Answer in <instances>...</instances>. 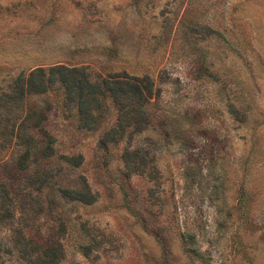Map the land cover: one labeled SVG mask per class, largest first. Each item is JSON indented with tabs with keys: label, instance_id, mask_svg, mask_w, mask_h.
Wrapping results in <instances>:
<instances>
[{
	"label": "rangeland",
	"instance_id": "obj_1",
	"mask_svg": "<svg viewBox=\"0 0 264 264\" xmlns=\"http://www.w3.org/2000/svg\"><path fill=\"white\" fill-rule=\"evenodd\" d=\"M56 64L147 76L148 123L102 149L110 98L87 130L61 89L34 96L56 175L23 189L12 140L2 152L17 202L0 264H31L32 246L60 248L54 264H264V0H0V95ZM126 148L144 162L126 169Z\"/></svg>",
	"mask_w": 264,
	"mask_h": 264
},
{
	"label": "trees",
	"instance_id": "obj_2",
	"mask_svg": "<svg viewBox=\"0 0 264 264\" xmlns=\"http://www.w3.org/2000/svg\"><path fill=\"white\" fill-rule=\"evenodd\" d=\"M54 86L63 91L65 108L76 111L80 129L92 128L103 117L104 99L112 100L117 107L116 117L103 130L97 143L102 149L108 143L138 134L148 123L142 107L152 96V81L147 76L116 72L106 77L94 78L85 67H67L62 64L38 66L27 75L20 73L12 80L10 91L0 95V105L4 109H12L0 118L6 123L0 130V157L12 140L18 149L12 161L15 169L22 174L18 181L23 189L27 184L36 186L41 191L44 184L56 175L54 167L49 165V159L54 153V137L42 125L46 119V109L38 106L37 99H33L34 96L46 95L54 90ZM43 103L46 108L50 107L47 100H43ZM60 157L66 161L72 160L75 166L81 163V155ZM139 157L136 148H126L123 156L126 169L136 168L137 164L144 162ZM131 163L134 165L131 166ZM7 178L0 177V222L12 217V204L13 201L17 202L13 183ZM82 197L93 200L89 189ZM83 198L82 201L86 200ZM23 201L27 203L26 199ZM19 251L27 254L31 264H54L61 252L56 246H32L29 249L22 247Z\"/></svg>",
	"mask_w": 264,
	"mask_h": 264
}]
</instances>
